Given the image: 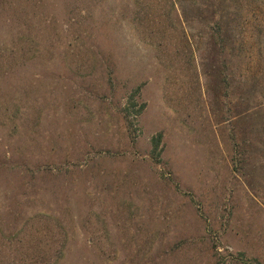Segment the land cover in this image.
Returning <instances> with one entry per match:
<instances>
[{
    "label": "rangeland",
    "instance_id": "374dc122",
    "mask_svg": "<svg viewBox=\"0 0 264 264\" xmlns=\"http://www.w3.org/2000/svg\"><path fill=\"white\" fill-rule=\"evenodd\" d=\"M0 264H264V0H0Z\"/></svg>",
    "mask_w": 264,
    "mask_h": 264
},
{
    "label": "trees",
    "instance_id": "16d2710c",
    "mask_svg": "<svg viewBox=\"0 0 264 264\" xmlns=\"http://www.w3.org/2000/svg\"><path fill=\"white\" fill-rule=\"evenodd\" d=\"M215 31L216 32H214L213 37H215V40H216V42L218 44L219 43H221V44L223 43V47L225 48L226 46L224 44L225 39H224V35H223V29L221 28L220 25H218V27L215 29ZM234 57H235V55H232V58H234ZM155 141H157V140H155ZM154 148L156 149L157 148V145H154Z\"/></svg>",
    "mask_w": 264,
    "mask_h": 264
}]
</instances>
